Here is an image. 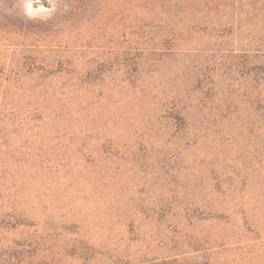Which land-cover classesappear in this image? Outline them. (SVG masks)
<instances>
[{
  "label": "rangeland",
  "instance_id": "374dc122",
  "mask_svg": "<svg viewBox=\"0 0 264 264\" xmlns=\"http://www.w3.org/2000/svg\"><path fill=\"white\" fill-rule=\"evenodd\" d=\"M1 77L43 262L264 264V0H0Z\"/></svg>",
  "mask_w": 264,
  "mask_h": 264
},
{
  "label": "trees",
  "instance_id": "16d2710c",
  "mask_svg": "<svg viewBox=\"0 0 264 264\" xmlns=\"http://www.w3.org/2000/svg\"><path fill=\"white\" fill-rule=\"evenodd\" d=\"M9 83L8 77H1L0 88L6 87ZM35 226L37 225L22 219L15 209L11 212H0V264H47L43 262V257H46L47 254V257L51 258L48 254L52 253L51 247L53 246H48L43 242L44 237L40 235L41 232L38 229H34L33 234L24 231L27 227ZM20 231L21 237L16 240H8L5 236L7 233L17 234ZM74 245V247H78L76 244ZM59 247L60 245H57V248ZM80 253L79 258L85 259L84 251H80Z\"/></svg>",
  "mask_w": 264,
  "mask_h": 264
}]
</instances>
